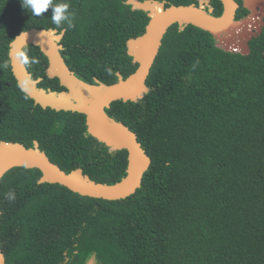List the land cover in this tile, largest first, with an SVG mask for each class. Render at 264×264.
<instances>
[{
	"label": "trees",
	"instance_id": "obj_1",
	"mask_svg": "<svg viewBox=\"0 0 264 264\" xmlns=\"http://www.w3.org/2000/svg\"><path fill=\"white\" fill-rule=\"evenodd\" d=\"M67 2L72 28H57L51 8L37 17L20 0H0V141L32 147L36 140L65 171L81 168L97 182L115 183L127 174V152L110 151L89 134L83 113L35 104L13 75L9 43L31 27L63 31L68 67L84 81L110 84L136 69L127 40L143 33L149 16L128 0ZM210 6L220 16V0ZM247 12L241 4L236 17ZM248 48L228 51L200 27L170 25L148 92L105 108L136 133L151 159L141 185L110 200L39 182L37 168L7 170L0 178L5 264H264V30ZM24 51L40 61L25 63L33 79L41 78L38 86L62 90L47 75L40 48ZM10 191L15 200L6 199Z\"/></svg>",
	"mask_w": 264,
	"mask_h": 264
},
{
	"label": "water",
	"instance_id": "obj_2",
	"mask_svg": "<svg viewBox=\"0 0 264 264\" xmlns=\"http://www.w3.org/2000/svg\"><path fill=\"white\" fill-rule=\"evenodd\" d=\"M210 0H199L197 4H170L157 0H128L132 8L147 11L149 19L142 34L127 40V52L137 63L136 69L127 77L118 73V80L106 84L94 78L89 83L79 78L66 64L60 50L63 31L31 27L17 33L9 43L11 69L20 89L35 104L43 108L55 110L78 111L85 115L86 130L100 141L108 150H125L127 152V174L115 183L97 182L84 174L81 168L65 171L52 162L34 140L32 147L20 142L0 141V178L9 169L16 166L37 168L41 172L39 182L58 183L68 189L85 196L120 199L133 194L141 185L143 174L148 169L151 159L137 139V135L128 126L108 116L105 108L115 100L137 101L147 92L146 79L158 54L161 39L167 28L177 23L184 28L192 24L210 32L215 40L230 42L235 34L234 29L242 27L245 21L236 17L239 3L236 0H220L223 11L220 16L210 14ZM145 3H156L160 10H152ZM204 3L206 5H204ZM243 6L253 10L255 6H263L264 0H242ZM217 19L216 21H214ZM245 27L242 31L244 32ZM239 37H241L239 35ZM239 40V39H238ZM34 44L40 48L48 60L46 68L49 77H57L62 90L38 86L41 78L33 79L22 57L24 47ZM248 47L246 51L248 52ZM90 259L86 264H93ZM0 264H5V255L0 248Z\"/></svg>",
	"mask_w": 264,
	"mask_h": 264
},
{
	"label": "clouds",
	"instance_id": "obj_3",
	"mask_svg": "<svg viewBox=\"0 0 264 264\" xmlns=\"http://www.w3.org/2000/svg\"><path fill=\"white\" fill-rule=\"evenodd\" d=\"M21 7L30 12L32 16H41L51 8L52 23L60 28L66 25L67 28L73 27L74 13L69 11L70 4L67 0H20ZM24 63L39 64L40 61L37 57H32L29 61L27 57H22ZM109 72L111 69L108 70ZM25 91V89H21ZM6 199L9 201L15 200V192L10 191L6 194Z\"/></svg>",
	"mask_w": 264,
	"mask_h": 264
},
{
	"label": "built area",
	"instance_id": "obj_4",
	"mask_svg": "<svg viewBox=\"0 0 264 264\" xmlns=\"http://www.w3.org/2000/svg\"><path fill=\"white\" fill-rule=\"evenodd\" d=\"M207 1V0H205ZM208 3H210L208 1ZM243 6V4H242ZM245 7V6H243ZM247 9V8H246ZM248 12L239 20L245 21V24L242 25L241 31L244 28V32H240V40L232 38L228 44L224 40H216V45L228 50V51H235V52H245L246 48L248 47V42L252 36H255L261 33L264 30V5L255 6L253 10L247 9ZM246 35V41L244 40ZM235 37V34L233 35ZM237 37V35H236ZM249 49V48H248Z\"/></svg>",
	"mask_w": 264,
	"mask_h": 264
},
{
	"label": "bare ground",
	"instance_id": "obj_5",
	"mask_svg": "<svg viewBox=\"0 0 264 264\" xmlns=\"http://www.w3.org/2000/svg\"><path fill=\"white\" fill-rule=\"evenodd\" d=\"M147 4H151V3H145V5H146V7H148L147 6ZM149 8V7H148ZM160 10L161 9V6L160 5H154L153 7H152V10ZM214 20V19H213ZM217 19H215L214 21H216ZM234 31H235V35H237V33H240V31H241V27L240 26H238V27H236L235 29H234Z\"/></svg>",
	"mask_w": 264,
	"mask_h": 264
},
{
	"label": "rangeland",
	"instance_id": "obj_6",
	"mask_svg": "<svg viewBox=\"0 0 264 264\" xmlns=\"http://www.w3.org/2000/svg\"><path fill=\"white\" fill-rule=\"evenodd\" d=\"M204 5H206V4L204 3ZM240 18H241V17H240ZM259 34H260V33H259ZM239 35H240V33H237V37H236V39H239V40H240V37H239ZM252 37H253V36H252ZM252 37H251V38H252ZM251 38H250V39H251ZM244 40L246 41V35H245V38H244Z\"/></svg>",
	"mask_w": 264,
	"mask_h": 264
},
{
	"label": "flooded vegetation",
	"instance_id": "obj_7",
	"mask_svg": "<svg viewBox=\"0 0 264 264\" xmlns=\"http://www.w3.org/2000/svg\"><path fill=\"white\" fill-rule=\"evenodd\" d=\"M242 1V0H241ZM238 2V1H237ZM239 3V2H238ZM242 4V2L241 3H239V7H240V5ZM263 31V30H262Z\"/></svg>",
	"mask_w": 264,
	"mask_h": 264
}]
</instances>
